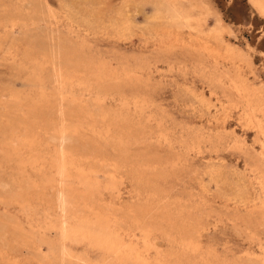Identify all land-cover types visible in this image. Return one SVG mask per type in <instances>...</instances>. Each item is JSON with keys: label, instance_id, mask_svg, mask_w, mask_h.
Masks as SVG:
<instances>
[{"label": "rangeland", "instance_id": "obj_1", "mask_svg": "<svg viewBox=\"0 0 264 264\" xmlns=\"http://www.w3.org/2000/svg\"><path fill=\"white\" fill-rule=\"evenodd\" d=\"M261 108L248 0H0V264H264Z\"/></svg>", "mask_w": 264, "mask_h": 264}, {"label": "bare ground", "instance_id": "obj_2", "mask_svg": "<svg viewBox=\"0 0 264 264\" xmlns=\"http://www.w3.org/2000/svg\"><path fill=\"white\" fill-rule=\"evenodd\" d=\"M173 1V0H172ZM168 2V1H167ZM248 2H249V4L252 6V8L261 16V17H264V0H248ZM170 3H172V2H170ZM210 3V2H209ZM209 3H207V2H201L200 3V5H199V8H200V10L202 11L201 13H202V15H203V17H202V15H201V20L203 19V21L204 20H206V18H208L209 17V15H212L213 14V16H214V18H215V20H214V24H213V26H212V29L209 31V35H211V36H218V35H220L222 32H224L223 30H226L224 27H223V23H222V20H221V18L219 17V14L215 11V9H212L211 7H210V4ZM173 4V3H172ZM166 5V4H165ZM168 6V5H167ZM182 6V5H181ZM180 6V7H181ZM195 6H197V5H195ZM175 7H177V6H175ZM178 8V7H177ZM198 8V7H197ZM196 8V9H197ZM175 10V8L173 9V11ZM176 12V11H175ZM200 12V11H199ZM178 13V12H177ZM176 13V14H177ZM187 14V13H186ZM200 14V13H199ZM173 15V14H172ZM179 15V14H178ZM181 15V14H180ZM174 16V15H173ZM174 18H177V17H174ZM179 18V17H178ZM185 18V17H184ZM189 18V17H188ZM180 19V18H179ZM182 20H183V17L181 18ZM180 19V20H181ZM174 20V19H173ZM184 21H186V19H184ZM187 21H188V19H187ZM177 22H178V20H177ZM180 22V21H179ZM183 22V21H182ZM223 35V34H222ZM219 37V36H218ZM223 37V36H222ZM214 38V37H213ZM217 38V37H216ZM221 38V37H220ZM228 45V44H227ZM226 48H228V47H226ZM228 50H229V48H228ZM226 52V51H225ZM232 53V52H231ZM237 53H239V52H237ZM233 54V53H232ZM232 85H234V84H232ZM243 87V86H242ZM245 87V86H244ZM263 87V86H262ZM238 88H240L239 87V85H238ZM235 89H236V87H235ZM252 89V88H251ZM238 90V89H237ZM254 90V89H253ZM250 91V90H249ZM256 91H258V90H256ZM255 91V92H256ZM251 92V91H250ZM243 94H244V92H243ZM260 95H262V94H260ZM261 101V100H260ZM252 103V102H251ZM250 104V103H249ZM254 105H255V103H254ZM260 105V104H259ZM257 106V105H256ZM254 110L255 109H253V111L251 112V113H253L254 112ZM257 111V110H256ZM258 112V111H257ZM260 113H261V115L262 116H264V108H261L260 109V111H259ZM246 115V114H245ZM254 115V114H253ZM248 117V116H247ZM253 119H254V117H253ZM264 119V118H263ZM249 123H248V125L252 122H250V120L248 121ZM260 122V121H259ZM251 127V126H250ZM259 128L262 130V131H264V123H262V122H260L259 123ZM258 128V129H259ZM66 130V129H65ZM261 130H259L260 132H262ZM261 134V133H260ZM59 138H60V136H59ZM61 158H63V157H61ZM65 161H67V160H65ZM59 162H60V160H59ZM256 162V161H255ZM57 165H61L60 163L59 164H57ZM62 166V165H61ZM257 166V165H256ZM58 167V166H57ZM58 168H60V167H58ZM258 168V167H257ZM66 170V169H65ZM263 173V172H262ZM264 182V181H263ZM263 186V185H262ZM264 212V211H263ZM64 232V231H63ZM117 254V253H116ZM2 255V254H1ZM114 255V254H113ZM12 262V261H11ZM10 263V262H9ZM141 263V262H140ZM13 264V263H12ZM144 264V263H143Z\"/></svg>", "mask_w": 264, "mask_h": 264}]
</instances>
